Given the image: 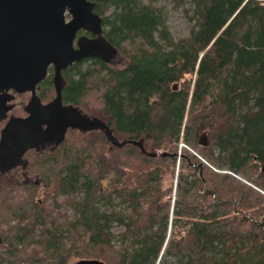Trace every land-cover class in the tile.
<instances>
[{"label": "trees", "instance_id": "obj_1", "mask_svg": "<svg viewBox=\"0 0 264 264\" xmlns=\"http://www.w3.org/2000/svg\"><path fill=\"white\" fill-rule=\"evenodd\" d=\"M93 1L127 62L73 63L62 72L63 102L159 154L79 129L52 151H32L25 176L11 170L0 189V225L18 220L0 234L14 255L0 264H21L22 254L29 264H264V1L190 0L193 25L179 39L153 0ZM54 94L50 69L38 95ZM181 140L208 161L202 174L196 155L178 158ZM20 188L27 197L10 202ZM49 199L72 214L53 215Z\"/></svg>", "mask_w": 264, "mask_h": 264}, {"label": "water", "instance_id": "obj_2", "mask_svg": "<svg viewBox=\"0 0 264 264\" xmlns=\"http://www.w3.org/2000/svg\"><path fill=\"white\" fill-rule=\"evenodd\" d=\"M96 6L93 0H0V122L7 119L0 133V171L23 164L24 153L40 144L58 145L68 129L102 130L115 146L129 142L148 155L159 154L147 151L143 139L119 140L104 120L86 116L80 106L63 102V70L88 57L109 61L118 51L103 33V17ZM81 29L95 36H77ZM50 66L56 95L43 103L37 86ZM25 92L31 93L25 106L28 115L9 116L16 94ZM199 142L208 144L203 139ZM198 167L202 174L204 164L200 162ZM81 264L105 263L86 260Z\"/></svg>", "mask_w": 264, "mask_h": 264}, {"label": "rangeland", "instance_id": "obj_3", "mask_svg": "<svg viewBox=\"0 0 264 264\" xmlns=\"http://www.w3.org/2000/svg\"><path fill=\"white\" fill-rule=\"evenodd\" d=\"M144 1L149 2L150 0H144ZM153 4L163 8L164 14L166 17V22L168 24V28H169V30L172 33L174 38L179 39L181 37H186L189 35V33L191 31V27L193 25V22L190 20V15L192 14V9H191L192 4H191L190 0H186L183 4H177V2L175 0H153ZM126 62H127V58L122 53H120L118 51L115 54H113V56L110 59V64L113 66H120L121 67ZM29 94L28 93L25 94L27 97L26 99L24 96H22L20 94H16V98L13 100V103L15 104L14 111L11 113H18L19 114L22 111H24V106L30 97ZM55 94H56V92H55ZM55 94L50 99H53L55 97ZM3 126H4V122L0 125V132H1V129L3 128ZM182 143L185 144L186 146L183 145ZM184 150L190 151L192 154L196 155L199 160L203 159L208 164V161L204 158V155L198 149L193 148L192 146L186 144L183 141L179 142V145H178L177 154H178L179 159L182 157L181 154H183ZM179 152H181V154H179ZM11 177H12L11 171H9V172H1L0 171V189L3 185H5L7 182H9L11 180ZM105 184H106V182H105ZM42 189L43 188H40L39 192ZM27 194L28 193L23 188H20L16 191H13V192L10 191V192H8L9 201L12 203H20L21 201H23L27 197ZM39 196H40V198L42 197V192H41V194H39ZM58 201L63 203L65 201V198L60 195L58 197ZM116 202H118V201H116ZM99 204L102 205L101 206L102 209L106 208V206H104L103 203L100 202ZM45 205H46V207L54 210L52 212L53 215H55L56 212H61V211L63 213L67 212V213L72 214L71 210L66 208L65 205H62V207L55 208V209L51 208L54 205L52 199H49V201ZM28 220L29 219L26 218L25 221H28ZM17 222H18V220L15 219L9 223L1 224L0 225V234L6 233V231H8V229L11 226H15L17 224ZM42 226L43 225H41V227ZM41 227L39 226L37 228L36 236H38L39 231L41 230ZM112 230L116 233L120 232V228L116 224L113 225ZM0 243H1V241H0ZM115 243H117V241H115ZM16 247L20 248L21 245H16ZM36 249H38V245L36 243H32L28 247L27 252L32 253ZM0 258H3L4 260H7L8 262H10V260L14 258V255L10 256V254L7 251V247H5L3 245V246H0ZM17 258H19L21 264H29L28 260H25V258H26L25 254L19 255V256H17ZM7 261L4 262V264H8ZM168 264H171V263H168Z\"/></svg>", "mask_w": 264, "mask_h": 264}, {"label": "flooded vegetation", "instance_id": "obj_4", "mask_svg": "<svg viewBox=\"0 0 264 264\" xmlns=\"http://www.w3.org/2000/svg\"><path fill=\"white\" fill-rule=\"evenodd\" d=\"M68 16V18H71V16H70V14H68L67 15ZM80 35H86V36H88V37H94L95 35H93L91 32H88V31H86V30H83V29H81L80 31H78V34H77V36H80ZM86 59H91V58H85V59H83V60H86ZM82 60V61H83ZM50 69H52V66H50ZM50 69H49V72H50ZM29 94V93H28ZM30 95V97H31V94H29ZM30 97H29V99H30ZM29 99H28V101H29ZM43 100V99H42ZM52 99H48V100H43V103H48L49 101H51ZM28 101H27V103H28ZM26 103V104H27ZM26 104H25V106H26ZM64 104H68V103H64ZM25 106H24V111H22L21 113H11V112H13L14 111V108L9 112V116H11V115H14V116H26V115H28V113H27V111L25 110ZM82 113L84 114V115H86V116H90V117H93L94 115H92V114H90V113H88L87 111H85L84 109L82 110ZM4 122V126H5V124H6V122H7V119L6 120H3V121H1L0 122V124L1 123H3ZM3 126V127H4ZM2 130V129H1ZM1 133V132H0ZM56 145L57 144H55L54 142H51V143H44V144H40L39 145V147H38V149H35V148H33V149H29V150H27L25 153H24V156H23V158H24V163L23 164H20V165H18V167H16L17 169L18 168H20L21 169V174L23 175V176H25V172H24V170H25V168H26V166H27V164H28V156L29 155H31L33 152L32 151H35V150H37L38 152H40V153H43L45 150H54V148L56 147ZM27 161V162H26ZM15 169V168H14ZM2 172V171H1ZM38 182V181H37Z\"/></svg>", "mask_w": 264, "mask_h": 264}, {"label": "bare ground", "instance_id": "obj_5", "mask_svg": "<svg viewBox=\"0 0 264 264\" xmlns=\"http://www.w3.org/2000/svg\"><path fill=\"white\" fill-rule=\"evenodd\" d=\"M215 170L219 171V172H224V173H230V174H233L234 176H236L240 181L244 182V183H248V184H251V185H254L256 186L257 188H259L257 185L251 183L247 178L237 174L236 172H234L233 170L231 169H220L218 167H215ZM105 184V183H104ZM260 189V188H259Z\"/></svg>", "mask_w": 264, "mask_h": 264}, {"label": "built area", "instance_id": "obj_6", "mask_svg": "<svg viewBox=\"0 0 264 264\" xmlns=\"http://www.w3.org/2000/svg\"><path fill=\"white\" fill-rule=\"evenodd\" d=\"M182 144H183V143H182ZM182 144H181V145H182ZM183 145H185V144H183ZM185 146H186V145H185ZM179 154H181V152H179Z\"/></svg>", "mask_w": 264, "mask_h": 264}]
</instances>
